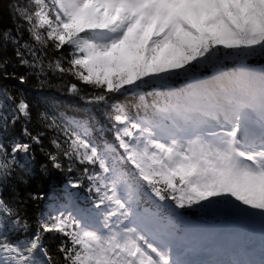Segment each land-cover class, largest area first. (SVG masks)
Instances as JSON below:
<instances>
[{
	"label": "trees",
	"instance_id": "trees-1",
	"mask_svg": "<svg viewBox=\"0 0 264 264\" xmlns=\"http://www.w3.org/2000/svg\"><path fill=\"white\" fill-rule=\"evenodd\" d=\"M38 9L34 0H0L2 197L13 217L12 240L39 245L49 264H86L72 233L40 229L36 214L69 182L93 195L98 163L91 148L66 129L64 118L86 122L98 144L112 137L107 104L119 96L102 79L82 75L68 42L39 26ZM23 158L31 167L18 165Z\"/></svg>",
	"mask_w": 264,
	"mask_h": 264
},
{
	"label": "rangeland",
	"instance_id": "rangeland-1",
	"mask_svg": "<svg viewBox=\"0 0 264 264\" xmlns=\"http://www.w3.org/2000/svg\"><path fill=\"white\" fill-rule=\"evenodd\" d=\"M40 6V10L38 13V23L41 28H45L44 30L54 33L53 35H57L59 39L65 40V42H69L71 44H75L77 48V38L79 37V31L81 26V20L79 18L74 19L67 13V16L64 12H68L66 8H58L55 4V0H48L50 5L48 6L43 0H36ZM57 1V0H56ZM60 1V0H58ZM123 1V0H118ZM54 2V3H53ZM140 6H146L149 4V9L145 10L147 14L152 9V4H155V0H137ZM214 0H212V4H214ZM219 3L225 7L229 12L231 10H236V0H231L230 2H224V0H219ZM131 8L132 6H127ZM263 15H264V9ZM153 10L150 11L152 13ZM117 19L120 23H124L123 17L126 12L122 9V6H119L116 11ZM213 15L216 16L214 9H212ZM154 16V15H153ZM74 19V20H73ZM254 20V16L251 13H247V22L248 29L245 32H240L237 29L225 30L223 24L214 25L210 29H208V33L205 36L204 40L200 43L188 44L184 45L180 39L178 40V45L180 52L179 53V63L175 69L171 71H163L160 69V66L157 64H148L144 65L141 57L137 55V52L134 51L135 44H138V40L140 37V33L145 30L144 24L141 25L132 37V50L134 51V61L131 66L122 67L117 60V53L113 54L110 62L105 63L103 67L94 68L89 66L79 55L77 50H75L76 54L74 55L75 62L81 68L83 72V76L87 79H102L106 86L112 88L115 87L117 93L119 92H140L146 90H160L166 87H169L168 82L172 80H178L180 85L187 86L191 78L198 77L202 71H206L207 69L210 71L211 69H217L218 67H226V65H234V64H243L248 61H252L258 55L260 58L264 59V51L263 49V41L264 37L262 32L259 29L253 27L252 21ZM146 25L150 23L149 19L145 20ZM217 24V23H214ZM198 25L197 23L195 24ZM117 28L116 23L110 24L108 22L107 29L109 31H115ZM217 28V29H216ZM92 32L90 35H86L91 38ZM99 41L95 39L94 42ZM100 42H103V39H100ZM162 42H159L158 48L154 50L152 55L150 56L151 60H155V56L157 52L162 48L160 46ZM160 46V47H159ZM200 52L204 53L206 56V60L203 64L198 63V58L200 56ZM209 73V72H208ZM181 95V92L179 93ZM154 112H156L154 110ZM137 127L135 124L127 125L126 127H122L118 129L116 138L118 142L121 144V148L125 154V157L128 159L138 160L140 163L145 162L149 166L152 165L159 166L158 163L163 166L164 161L166 164H172L174 167L171 170H176L178 172H184L185 175H189L188 179L186 176H180L178 183L185 181L188 182V188L191 185L197 184V181L202 179L203 177L206 179L208 183V189L204 188L200 197H207L205 201H193L191 202V206L194 207V210L189 211V213H205L207 215L214 214L215 210H220V207H223L222 214L220 216H226L227 211L225 208L228 207L233 208L231 211L237 217L242 215L257 219L264 223V177L258 176L252 173L249 170H245L242 167H233L230 162L226 150L217 144H211L206 147H201L199 150H193V147L189 145H185V148L189 151L187 161H182L176 155V150L178 144L175 143L172 145H165L164 153H167V158L156 157L152 158L154 155L151 152H148L139 142H132L134 139V133L136 132ZM140 130V129H139ZM135 131V132H134ZM133 137V138H132ZM131 138V139H130ZM130 139V140H129ZM129 142H132L129 144ZM193 153H196L198 159L202 158L203 163L198 162L201 165L202 170L199 172H193L194 160L195 157ZM200 154V155H199ZM165 156V155H164ZM215 157L219 159V163L214 161ZM157 159V162L154 160ZM189 162V166H188ZM197 163V162H195ZM211 163V165H209ZM146 164V165H147ZM161 166L159 169L164 170ZM169 166V165H168ZM185 166L187 170H185ZM206 171L209 173V176H206ZM155 172H160V170H154ZM204 171V172H203ZM212 178L216 180L214 184L209 180ZM181 180V181H180ZM164 187H169V191L173 190L177 195H182V201L177 202L176 205L182 210H173L174 213L178 214L179 211H184V207H190L189 202H187V198L182 194L180 188L178 187L177 181L173 176L164 175V178L161 181ZM216 186H222L224 189L220 190ZM103 188L105 192L106 189V178L103 180ZM185 190V188H184ZM206 190V191H205ZM158 194L163 195L161 192ZM77 195V193H74ZM129 200L126 201V204H131L132 197L135 194H129ZM187 195V194H186ZM102 198V196H101ZM108 198V196H107ZM228 200L229 203L227 204ZM123 202V201H122ZM98 205H95V207ZM94 206H90V209H93ZM123 214L122 217L126 216V210L122 209ZM245 211L244 213H242ZM101 213L105 212V210H101ZM119 219V218H118ZM65 227V226H64ZM61 227V228H64ZM78 228H81L79 225ZM127 233H131L130 228L125 230ZM125 239V243L130 241V236L122 235L116 241L112 240V245H115L116 248L122 243V239ZM94 243L96 245L103 246L104 252H107L108 245L107 243L102 244L99 236H94ZM89 244L85 241L84 250L86 254H90ZM96 251V250H95ZM134 251H139L138 247L132 242V247L128 250L129 253H133ZM107 262H112L116 264L115 259H111L108 257ZM130 258L125 257L124 264L129 263ZM15 264V261H7L1 260V264ZM98 264V262H94Z\"/></svg>",
	"mask_w": 264,
	"mask_h": 264
},
{
	"label": "bare ground",
	"instance_id": "bare-ground-1",
	"mask_svg": "<svg viewBox=\"0 0 264 264\" xmlns=\"http://www.w3.org/2000/svg\"><path fill=\"white\" fill-rule=\"evenodd\" d=\"M69 8L73 14L72 17L81 19V26L83 29L95 27L99 21L98 19L109 18L113 19L117 11L119 3L117 0H67ZM227 2V0H226ZM156 8L152 12L154 15L150 18V25L144 24L145 31L138 40L135 47L137 55H141L144 65L158 64L163 71H169L179 63L178 51L179 47L177 39L181 38L184 44H188L195 39V20L198 21L199 27L205 31L208 25V18L211 19L210 4L208 0H156ZM241 8L243 11L254 14L252 21L253 27L264 30V16H262V9L264 8V0H242ZM217 10V9H216ZM131 14L137 15L135 21L132 20L129 35L132 36L134 31H137L140 24L146 19L147 14L140 11L136 3L133 5ZM145 19V20H144ZM237 12H231V21L235 24L238 21ZM174 27V38L167 42L156 54L155 60H151L150 56L153 52L154 45L148 42V38L154 36L164 35L167 28ZM120 41L116 42V51L119 54V64L122 67L131 66L134 61V54L130 50V43L127 38L119 36ZM82 50L86 55V61L94 68H100L105 63L110 62L112 57V46L106 49H101L100 46L92 45L87 41H82ZM205 62L204 56L200 55L198 63ZM206 89L195 91L190 99V103L201 99L214 100L216 95H222L229 90V81H220L217 84L209 83ZM195 103V102H194ZM193 128V127H191ZM203 188L202 184H198L197 191Z\"/></svg>",
	"mask_w": 264,
	"mask_h": 264
}]
</instances>
